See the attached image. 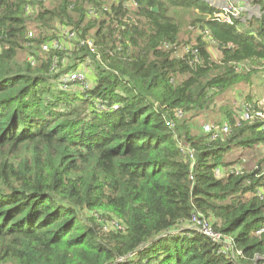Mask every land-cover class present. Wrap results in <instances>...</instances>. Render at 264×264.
<instances>
[{"label": "trees", "instance_id": "trees-1", "mask_svg": "<svg viewBox=\"0 0 264 264\" xmlns=\"http://www.w3.org/2000/svg\"><path fill=\"white\" fill-rule=\"evenodd\" d=\"M134 1L0 0V264H264V158L249 170L226 158L264 143L261 122L241 119L261 98L225 105L226 135L190 122L261 72L264 85V69L240 66H264V8L225 23L200 0ZM60 29L95 51H42ZM73 71L88 84L60 81Z\"/></svg>", "mask_w": 264, "mask_h": 264}, {"label": "built area", "instance_id": "built-area-1", "mask_svg": "<svg viewBox=\"0 0 264 264\" xmlns=\"http://www.w3.org/2000/svg\"><path fill=\"white\" fill-rule=\"evenodd\" d=\"M121 1L122 4L127 8H135L137 6L134 0H115ZM204 2L210 9L211 12L206 16V18L221 21L225 23H232L234 20H240L241 22H245L248 19L253 17L258 18L263 13L264 8V0H200ZM108 7L105 5L104 10H107ZM94 14L91 12V15ZM189 28H194V26H190ZM61 39L56 38L54 40L45 42L41 45V50L45 52L53 51H68L70 52L78 46H86L90 52L95 51V45L93 41L89 38L81 39L78 38L77 32L72 29H60ZM204 37L207 40L209 45H214V41L209 34L208 30L203 31ZM28 36H32V32H29ZM66 40V42L63 41ZM64 43H68L65 45ZM76 43L78 45H76ZM187 51V48H185ZM195 51V50H194ZM31 62L33 60L31 59ZM53 68L56 67V60L54 59ZM61 82H75L79 81L83 86L88 84L87 82V74L84 71H73L67 74H64L60 77ZM261 102L264 104V89L261 97ZM178 117L182 116L180 111L176 112ZM241 119L245 122H253L254 120H258L261 122V130L264 132V111L260 109H255L253 106L245 105L243 106ZM204 132L212 133V138L220 137L226 135L229 131V125L227 123H221L218 127L216 124H205L203 128ZM181 150L187 153L189 159L194 160L195 150L187 144L181 146ZM215 176H221V170H215ZM264 192V189H263ZM191 226L205 234L207 237L211 238L213 241H220L219 233L215 232L211 226L208 224L207 220L193 215L191 218ZM117 227L119 229H123L124 227L117 221L112 220L110 227ZM264 232V228H260L257 231V234Z\"/></svg>", "mask_w": 264, "mask_h": 264}, {"label": "rangeland", "instance_id": "rangeland-1", "mask_svg": "<svg viewBox=\"0 0 264 264\" xmlns=\"http://www.w3.org/2000/svg\"><path fill=\"white\" fill-rule=\"evenodd\" d=\"M111 1L112 0H104V3H106L108 5ZM198 11L199 10L195 8V9L191 10L190 13H188L184 16V18L186 19V22H185V25L183 26V28L181 29V33H180V38L182 40H185V39L189 38L190 36H192L193 38L196 36L195 32H192V31L189 32V29L193 30L194 28H189L190 26L187 27V23H189L190 21H192L194 19V14H201ZM63 41L66 42L65 39H63ZM64 44L68 45V43H64ZM178 50L180 52L183 51L182 47H180ZM209 51L212 54V57L214 59L220 58L221 54H220V51L217 49L216 45H209ZM65 52L67 53L68 51H65ZM23 57H24V54H23ZM26 59L31 61L30 57L29 58L27 57ZM63 60H66V57H63ZM240 66L241 67L244 66L245 69H242V70H245V71H248L252 68H258V70H260V71L264 69V66H262V65H251L250 63H242V64H240ZM260 75H262V79L260 78V76L256 78L257 81L255 82L254 87L252 88L251 92L254 91L253 89H255L254 92L258 91L260 88L263 90L264 85H263V81H262L263 80L262 72L260 73ZM87 77H88V79L91 78L89 75H87ZM243 88H244L243 85L238 84L237 89H235V87L228 89L223 94H221L215 98L214 105L211 106V108L209 110H206L204 112L198 113L196 116H193L190 119V122H191L192 128H193V133H196V132L203 133L204 132V130H203L204 125L208 124L207 120H212L211 122H216V124L217 123H224V122L227 123V121L225 120L224 117L220 116L219 119H216L217 118L216 116L218 113H220L221 115H223V114L225 115V112L222 109L225 107V105L226 106L233 105L230 102L231 98L234 95H237V93L234 90H236L237 92H240L243 90ZM76 89H77V87H76ZM262 94H263V91H262ZM254 99H255V95L253 94L252 102L254 101ZM248 104H251V102H249ZM263 110H264V106H263ZM201 114H203V115H201ZM179 118H182V117L180 116ZM239 155L242 156L243 166L248 170L252 169V168H254V166L256 165V163L258 161H260L262 158H264V143H259L253 149L234 148L233 150H231L230 152H228L226 154V158L228 160H232V159L238 157ZM222 174H223V171H222L221 175ZM112 220H117V219L113 218V219L107 221L106 225L108 227L111 226Z\"/></svg>", "mask_w": 264, "mask_h": 264}, {"label": "crops", "instance_id": "crops-1", "mask_svg": "<svg viewBox=\"0 0 264 264\" xmlns=\"http://www.w3.org/2000/svg\"><path fill=\"white\" fill-rule=\"evenodd\" d=\"M240 67V66H239ZM257 80L256 79H254L253 81H252V84L249 86V85H246V84H244V83H240L239 85H243V90L242 91H240V92H237L236 90H234L236 93H237V95H234L232 98H231V103L233 104V105H241V104H243L244 102H245V97L247 96V95H250V97L253 99V94L255 95V99L254 100H258L260 97H262V89L260 88L258 91H256V92H254L255 91V89H253L254 91L253 92H251V90H252V88L254 87V84H255V82H256ZM237 87H238V85H236L235 86V89H237ZM234 88V87H233ZM261 90V91H260ZM239 94V95H238ZM201 115H203V114H201ZM220 116L221 117H224L225 118V115L223 114V115H221L220 113H218L217 114V118L216 119H219L220 118ZM215 119V118H214ZM212 120H207V122L208 123H210V124H215L216 122H211ZM240 156V155H239ZM240 157H242V156H240Z\"/></svg>", "mask_w": 264, "mask_h": 264}, {"label": "water", "instance_id": "water-1", "mask_svg": "<svg viewBox=\"0 0 264 264\" xmlns=\"http://www.w3.org/2000/svg\"><path fill=\"white\" fill-rule=\"evenodd\" d=\"M152 11L157 12L158 11V8L155 7V8L152 9Z\"/></svg>", "mask_w": 264, "mask_h": 264}]
</instances>
